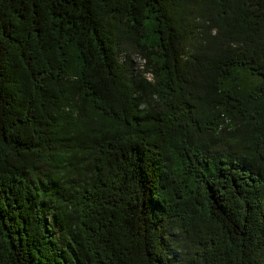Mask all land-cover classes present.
Segmentation results:
<instances>
[{
    "label": "trees",
    "instance_id": "1",
    "mask_svg": "<svg viewBox=\"0 0 264 264\" xmlns=\"http://www.w3.org/2000/svg\"><path fill=\"white\" fill-rule=\"evenodd\" d=\"M0 264H264V0H0Z\"/></svg>",
    "mask_w": 264,
    "mask_h": 264
}]
</instances>
